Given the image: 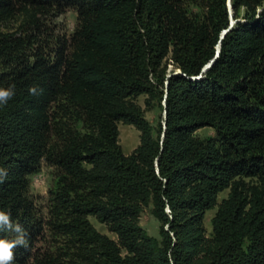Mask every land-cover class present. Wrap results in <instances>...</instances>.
Masks as SVG:
<instances>
[{
    "label": "trees",
    "instance_id": "obj_1",
    "mask_svg": "<svg viewBox=\"0 0 264 264\" xmlns=\"http://www.w3.org/2000/svg\"><path fill=\"white\" fill-rule=\"evenodd\" d=\"M232 6L238 21L221 39L227 0H0V22L20 14L34 29L0 31V87L16 93L0 107V209L28 241L14 264H264V0ZM70 9L74 33L35 50L40 16ZM167 61L180 72L168 74ZM141 95L166 101L157 136ZM119 122L140 131L131 155ZM206 126L215 137L194 135ZM43 162L59 173L52 228L67 242L58 252L36 248L44 226L29 188ZM216 207L208 238L205 214ZM147 209L161 241L140 225Z\"/></svg>",
    "mask_w": 264,
    "mask_h": 264
},
{
    "label": "rangeland",
    "instance_id": "obj_2",
    "mask_svg": "<svg viewBox=\"0 0 264 264\" xmlns=\"http://www.w3.org/2000/svg\"><path fill=\"white\" fill-rule=\"evenodd\" d=\"M227 8L229 11L230 24L232 22L231 8L229 6V0H227ZM190 10L193 15L199 19L204 18L205 10L199 4H191ZM245 13V8L242 7L239 10V19ZM40 22L43 26V31H40L38 41L35 43L34 49L43 46L47 51H51L56 47V41L58 38L69 37L74 33L78 25L77 12L74 9L67 10L63 14H52L48 16H40ZM234 20H237L234 18ZM34 30L27 24L24 15H17L11 20L0 22V31L8 34H17L18 36L28 37L29 31ZM27 33V34H26ZM167 73L171 74L173 71H178L171 61H167ZM3 70L0 62V72ZM147 96L141 95L137 98V102L145 111L146 118L151 122L154 127V135L157 136L158 128L162 123L165 127V100L151 99L149 103H146ZM80 126V125H79ZM120 131V144L125 155H131L139 146L140 143V131L133 125L118 123ZM200 139H208L216 136V129L214 127L206 126L198 129L195 134ZM55 140V139H54ZM58 171L50 167L45 162L42 163L39 173L30 177L29 195L33 201L36 216L43 222L44 232L36 244V248L41 253L58 252L66 245L67 240L57 235L56 231L52 228L54 222V201L53 192L57 189L58 185ZM230 190H225L218 195V204L229 197ZM218 211V207L207 211L204 218V227L208 238H212L213 225L212 221ZM92 225L98 232L108 236L110 239L117 241V236L109 232L108 227L100 223L95 217L89 218ZM140 225L147 231L149 236L162 240L160 233V222L152 215L151 210L147 209L142 214L140 219Z\"/></svg>",
    "mask_w": 264,
    "mask_h": 264
},
{
    "label": "clouds",
    "instance_id": "obj_3",
    "mask_svg": "<svg viewBox=\"0 0 264 264\" xmlns=\"http://www.w3.org/2000/svg\"><path fill=\"white\" fill-rule=\"evenodd\" d=\"M30 93L37 94L35 87L29 89ZM16 95L14 86L0 87V107L6 106ZM7 177V170L0 167V183ZM0 231L15 233L14 239L0 238V264H14V249L18 246L28 247L27 233L19 223H14L10 212L0 209Z\"/></svg>",
    "mask_w": 264,
    "mask_h": 264
},
{
    "label": "water",
    "instance_id": "obj_4",
    "mask_svg": "<svg viewBox=\"0 0 264 264\" xmlns=\"http://www.w3.org/2000/svg\"><path fill=\"white\" fill-rule=\"evenodd\" d=\"M229 6L231 8V16H232V22L229 26L228 29H226L222 35H221V39H224L226 34L233 28V26L236 24V22L238 20H234V12H233V6H232V0H229ZM220 52H221V42H219L218 46H217V53H216V57L217 58L219 55H220ZM215 59L211 60L203 69V71H206L208 68H210L212 66V64L214 63ZM177 72H180V69L177 71ZM166 105V101L164 103ZM166 111H165V118H166ZM168 213H169V210H168Z\"/></svg>",
    "mask_w": 264,
    "mask_h": 264
}]
</instances>
